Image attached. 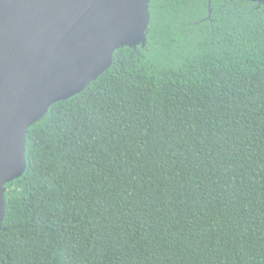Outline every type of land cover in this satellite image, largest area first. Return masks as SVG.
<instances>
[{"label": "trees", "instance_id": "obj_1", "mask_svg": "<svg viewBox=\"0 0 264 264\" xmlns=\"http://www.w3.org/2000/svg\"><path fill=\"white\" fill-rule=\"evenodd\" d=\"M148 10L144 44L29 125L0 264H264V3Z\"/></svg>", "mask_w": 264, "mask_h": 264}, {"label": "water", "instance_id": "obj_2", "mask_svg": "<svg viewBox=\"0 0 264 264\" xmlns=\"http://www.w3.org/2000/svg\"><path fill=\"white\" fill-rule=\"evenodd\" d=\"M149 1L0 0V228L29 125L96 80L115 50L145 43Z\"/></svg>", "mask_w": 264, "mask_h": 264}]
</instances>
